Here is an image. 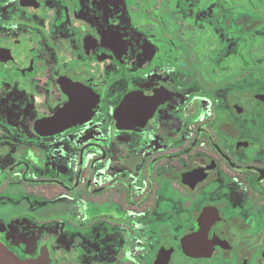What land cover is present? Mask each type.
<instances>
[{
  "label": "flooded vegetation",
  "instance_id": "1",
  "mask_svg": "<svg viewBox=\"0 0 264 264\" xmlns=\"http://www.w3.org/2000/svg\"><path fill=\"white\" fill-rule=\"evenodd\" d=\"M258 7L0 0V243L48 264H264Z\"/></svg>",
  "mask_w": 264,
  "mask_h": 264
},
{
  "label": "rangeland",
  "instance_id": "2",
  "mask_svg": "<svg viewBox=\"0 0 264 264\" xmlns=\"http://www.w3.org/2000/svg\"><path fill=\"white\" fill-rule=\"evenodd\" d=\"M258 8L260 11L257 14L264 19V8L262 7H258ZM249 51L252 53L249 55L250 59L251 61L254 62V65L249 66V68H255L256 70H261V69L263 70L264 66H262V62L264 60V43H261L260 45L253 47V49L251 48ZM254 76L257 78V75Z\"/></svg>",
  "mask_w": 264,
  "mask_h": 264
},
{
  "label": "water",
  "instance_id": "3",
  "mask_svg": "<svg viewBox=\"0 0 264 264\" xmlns=\"http://www.w3.org/2000/svg\"><path fill=\"white\" fill-rule=\"evenodd\" d=\"M0 264H48V262L42 259L20 260L0 243Z\"/></svg>",
  "mask_w": 264,
  "mask_h": 264
}]
</instances>
